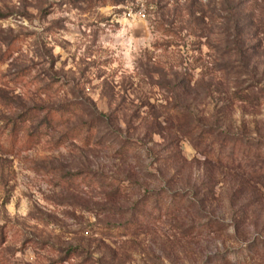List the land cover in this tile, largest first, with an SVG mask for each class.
<instances>
[{
	"label": "rangeland",
	"instance_id": "rangeland-1",
	"mask_svg": "<svg viewBox=\"0 0 264 264\" xmlns=\"http://www.w3.org/2000/svg\"><path fill=\"white\" fill-rule=\"evenodd\" d=\"M0 264H264V0H0Z\"/></svg>",
	"mask_w": 264,
	"mask_h": 264
},
{
	"label": "trees",
	"instance_id": "trees-1",
	"mask_svg": "<svg viewBox=\"0 0 264 264\" xmlns=\"http://www.w3.org/2000/svg\"><path fill=\"white\" fill-rule=\"evenodd\" d=\"M236 27H237L238 30H240L238 24H236ZM236 34H237V39H238V42L236 41V44L239 45L240 44V41L242 40V37L240 36L239 31H237ZM66 110H64L62 108L50 107V109L47 111V114L45 116V117L48 118L46 120L47 121V124L48 125H52V122L50 120L51 118L59 121L61 119L62 113H64ZM92 114H93V117L90 120L83 121L82 123H80L78 125H75L73 128L68 129L67 132L62 133L60 139H66V138L70 137L71 135H75L77 137L78 135L80 136L83 133L86 134L85 135L86 136L85 143L89 142V140H91V139H94V137L98 133V130H99L98 128L102 124H106L107 125V123L109 122L110 117L108 115L102 113V112L99 113L97 111L96 112H93ZM190 118H191L190 119L191 120L190 121V125H191V130L192 131H190V132H188V131L187 132H183V134H185V133L186 134H189V133H192V132L195 131V127H196L195 121H197V120H196V118L192 117L191 115H190ZM48 125H47V127H48ZM81 128H82V131L79 130L77 132H74V130L76 131L77 129H81ZM205 133H206L205 131H203V132L201 131V133H199V134L191 135V139L195 143V145H198L203 140V135ZM225 136L226 135H224V139H225ZM71 138H73V137H71ZM73 139H76V138H73ZM172 141L174 143L175 142L177 143V145L175 147L176 149L174 151V153H176V154H174L175 159H177L178 162H182L183 160L185 161V158L182 156L181 151L178 149L179 136L176 135L175 139H173ZM116 191H119V187L116 188Z\"/></svg>",
	"mask_w": 264,
	"mask_h": 264
}]
</instances>
